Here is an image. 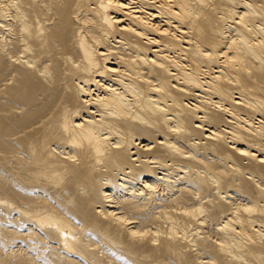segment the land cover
Segmentation results:
<instances>
[{
	"label": "bare ground",
	"instance_id": "obj_1",
	"mask_svg": "<svg viewBox=\"0 0 264 264\" xmlns=\"http://www.w3.org/2000/svg\"><path fill=\"white\" fill-rule=\"evenodd\" d=\"M0 264H264V0H0Z\"/></svg>",
	"mask_w": 264,
	"mask_h": 264
}]
</instances>
